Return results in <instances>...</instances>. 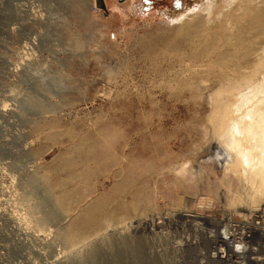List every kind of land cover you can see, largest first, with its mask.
Instances as JSON below:
<instances>
[{"label":"rangeland","instance_id":"374dc122","mask_svg":"<svg viewBox=\"0 0 264 264\" xmlns=\"http://www.w3.org/2000/svg\"><path fill=\"white\" fill-rule=\"evenodd\" d=\"M220 1L0 0V264H204L191 238L247 220L208 150Z\"/></svg>","mask_w":264,"mask_h":264},{"label":"bare ground","instance_id":"6f19581e","mask_svg":"<svg viewBox=\"0 0 264 264\" xmlns=\"http://www.w3.org/2000/svg\"><path fill=\"white\" fill-rule=\"evenodd\" d=\"M233 5H239V10L224 12ZM206 10L209 14L205 21L220 20L219 28L214 31L221 37L220 43L233 49L210 63L214 70L209 75L220 88L209 97L211 114L207 125L211 148L208 150L220 163L224 176L239 184L237 190L241 193L230 196L226 203L228 210L230 213L243 210L244 218H249L264 204V0H221ZM192 12L182 15L179 22L176 20L183 39L194 35L190 34L195 22ZM188 165L182 166L183 177L192 174ZM242 194L244 201L239 197ZM158 224L163 227L162 222ZM112 231L122 233L119 229ZM101 235H95V239ZM195 241L193 237L187 245Z\"/></svg>","mask_w":264,"mask_h":264},{"label":"built area","instance_id":"2783aa9c","mask_svg":"<svg viewBox=\"0 0 264 264\" xmlns=\"http://www.w3.org/2000/svg\"><path fill=\"white\" fill-rule=\"evenodd\" d=\"M253 216L256 215L240 223L233 222L232 217L228 219L224 216V220L216 221L208 231H201L203 236L197 235V242L192 244L199 248L196 257L202 258L206 262L204 264H264V256L256 257L264 247V219L260 215ZM183 218L189 221L194 217L185 214ZM193 226L195 229L202 228L201 225ZM201 241L206 242L204 253L200 252Z\"/></svg>","mask_w":264,"mask_h":264}]
</instances>
